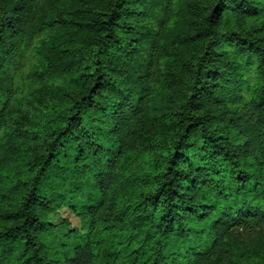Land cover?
Masks as SVG:
<instances>
[{"label": "clouds", "instance_id": "obj_1", "mask_svg": "<svg viewBox=\"0 0 264 264\" xmlns=\"http://www.w3.org/2000/svg\"><path fill=\"white\" fill-rule=\"evenodd\" d=\"M0 264H264V0H0Z\"/></svg>", "mask_w": 264, "mask_h": 264}]
</instances>
